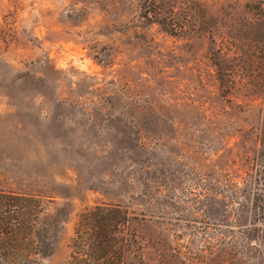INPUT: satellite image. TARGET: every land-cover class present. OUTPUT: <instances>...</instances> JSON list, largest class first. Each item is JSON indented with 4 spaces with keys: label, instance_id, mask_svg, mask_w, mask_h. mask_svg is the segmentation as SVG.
Returning <instances> with one entry per match:
<instances>
[{
    "label": "rangeland",
    "instance_id": "374dc122",
    "mask_svg": "<svg viewBox=\"0 0 264 264\" xmlns=\"http://www.w3.org/2000/svg\"><path fill=\"white\" fill-rule=\"evenodd\" d=\"M262 1L0 0V191L41 196L44 264L95 203L134 215L125 264H264Z\"/></svg>",
    "mask_w": 264,
    "mask_h": 264
},
{
    "label": "trees",
    "instance_id": "16d2710c",
    "mask_svg": "<svg viewBox=\"0 0 264 264\" xmlns=\"http://www.w3.org/2000/svg\"><path fill=\"white\" fill-rule=\"evenodd\" d=\"M257 8L264 11L263 1ZM262 28L264 31V24ZM253 45L242 62L248 85L264 96V42L263 46ZM231 58L222 54L214 62L220 82L233 83L235 64L230 63ZM258 142L262 157L257 164L262 174L253 191V205L257 219L264 223V103ZM43 209L39 195L0 191V264H44L48 254L43 249ZM133 218L131 211L118 203L83 206L76 213L68 243L70 253L62 264H125L126 256L137 254L140 248L132 228Z\"/></svg>",
    "mask_w": 264,
    "mask_h": 264
}]
</instances>
